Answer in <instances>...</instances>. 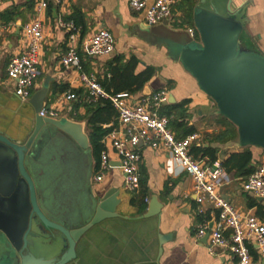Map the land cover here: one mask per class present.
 <instances>
[{
	"label": "crops",
	"instance_id": "obj_1",
	"mask_svg": "<svg viewBox=\"0 0 264 264\" xmlns=\"http://www.w3.org/2000/svg\"><path fill=\"white\" fill-rule=\"evenodd\" d=\"M181 2L175 0L171 20L159 24H165L169 30H194L193 22L192 25L187 23L178 9ZM195 3L197 7L199 0H195ZM34 6L35 0H0V133L17 141L23 140L31 130L33 112L28 103H22L14 95V83L8 80L6 68L10 59L24 48L21 28L35 18ZM234 8L240 11L237 19L244 27L240 35V49L264 56V0H234ZM218 9L226 13L225 2ZM39 19L43 25L44 40L38 57L39 75L33 93L47 85L46 106L69 90L81 100L85 95L76 82L77 71L60 64L61 57L67 52L68 33L57 23L59 19L71 21L80 28L76 47L83 72L94 74L98 82L108 73V63L115 56H121L125 61L135 57L140 61L139 71L146 66L154 68L153 77L143 89L130 94L132 101L167 91L168 100L172 96L173 101H167L159 113L164 108L170 111L172 121L169 127L174 136L193 129V134L199 135V139L191 149H215L216 159L213 162L208 163L207 158H202V161L211 173L218 170L225 175L226 180L218 188V194L240 213L251 214L264 221V202H258L254 195L242 191V183L247 178L227 173L222 166L230 154L248 148L252 154V164L257 168L264 165V150L253 146L241 147L238 134L236 140L230 143L215 141L216 136L227 128L226 122L213 100L199 90L195 79L173 58L172 49L177 51L180 48L178 37L169 38L168 42L161 39L162 32H151L155 26H146L144 14L133 12L129 8V0H62L61 5L50 3ZM102 28L113 38L114 54L90 57L85 51V42ZM63 88L67 90L62 93ZM75 104L69 103L60 109V117L80 122L76 118L84 116L86 109L81 105L76 110ZM179 105L183 106L172 109ZM177 125L180 126L179 130L173 128ZM110 126L112 123L102 125V128ZM116 126L115 119L114 128ZM102 143L113 168L101 182H95L93 161L92 190L96 196H102L112 188L118 190V217L106 219L90 228L76 244V257L68 264H235L229 251L215 249L214 254H210L209 238L203 242L204 237H197L203 221H207L210 228L215 227L219 211L208 202L197 204L191 178L166 152L140 145V187L137 193L132 194L123 189L118 157L106 137ZM153 198L161 204L158 216L138 219L147 211ZM142 203L147 205L144 212H141ZM249 243L254 264H264L255 243Z\"/></svg>",
	"mask_w": 264,
	"mask_h": 264
},
{
	"label": "water",
	"instance_id": "obj_2",
	"mask_svg": "<svg viewBox=\"0 0 264 264\" xmlns=\"http://www.w3.org/2000/svg\"><path fill=\"white\" fill-rule=\"evenodd\" d=\"M207 1L225 2V15L214 5L201 7ZM238 14L234 0H199L192 17L198 41L180 46L173 58L236 127L239 145L264 150V56L240 49L244 27ZM47 94V85L32 94L31 130L23 140L0 133V264H68L90 228L118 217L117 189L93 193L85 123L40 117ZM160 209L153 198L138 219L158 216ZM59 243L51 259L33 254L54 253Z\"/></svg>",
	"mask_w": 264,
	"mask_h": 264
},
{
	"label": "built area",
	"instance_id": "obj_3",
	"mask_svg": "<svg viewBox=\"0 0 264 264\" xmlns=\"http://www.w3.org/2000/svg\"><path fill=\"white\" fill-rule=\"evenodd\" d=\"M174 2L175 0H129V8L133 12L144 14L145 25L153 27L171 20ZM50 3L61 5L62 0H35V18L23 24L21 28L24 48L10 59L6 68L8 80L14 83V95L22 103L29 102L36 86L39 75L38 57L44 40L43 25L39 16ZM57 24L68 33L67 52L61 57L60 64L66 69L77 71L76 82L85 92L82 101L92 105L109 101L117 113V126L106 139L118 157L124 191L132 194L139 191L140 143L152 150L164 151L178 164L181 171L191 178L197 204L208 202L219 211L214 228H210L208 222L203 221L197 231L198 238L209 234L210 254H214L215 249L229 251L235 264H254L249 246V242L253 241L260 257L264 259V221L251 214L240 213L218 194V188L226 180L225 175L218 170L211 173L203 161L197 160L191 153V148L198 141L199 135L191 134L183 139L174 136L169 127L171 118L159 113L161 107L168 101L167 91L162 90L143 96L136 102L132 101L131 95L127 92L119 94L106 92L94 74L83 72L76 47L80 28L73 22L62 19H59ZM188 33L191 38H195V30L188 29ZM85 51L90 57L112 56L114 41L111 34L106 29H98L85 42ZM77 101V95L69 90L49 106L44 104L39 116L58 119L60 109ZM112 168L109 154L103 150L94 171V181L101 182ZM241 187L243 192L264 199V165L258 166ZM201 213L199 210V214Z\"/></svg>",
	"mask_w": 264,
	"mask_h": 264
},
{
	"label": "trees",
	"instance_id": "obj_4",
	"mask_svg": "<svg viewBox=\"0 0 264 264\" xmlns=\"http://www.w3.org/2000/svg\"><path fill=\"white\" fill-rule=\"evenodd\" d=\"M196 8L195 0H182L178 9L183 13V17L187 23L192 25V17ZM71 20V19H69ZM77 24V22H75ZM197 35V33H196ZM140 61L135 57H131L128 60H124L121 56H115L108 63V75H104L103 80L99 81L103 89L110 94H119L127 92L129 94H135L140 92L143 87L153 77L155 70L151 67H144L142 70H138ZM67 88H63L61 92H65ZM83 103L81 97L75 104L77 110L81 105H84L86 112L84 116H77V121H84L86 125L87 134L90 142V150L94 161V171L96 170L100 154L104 150V144L102 140L113 130L115 126V119L117 117L116 111L113 109L109 101H101L97 104H80ZM183 105L173 106L172 109L181 108ZM168 109H171L168 108ZM162 116L171 118L170 111H166V108L160 113ZM227 128L224 132L216 136L215 141L220 144L230 143L236 140L237 130L235 126L226 120ZM172 121V120H171ZM170 121V123H171ZM112 123V126L102 128V125H108ZM170 125V124H169ZM171 127V125H170ZM173 127V126H172ZM179 125L173 128L179 130ZM194 133L193 129L184 130L180 135H176L177 139H183L188 135ZM192 155L197 160L207 158L208 163L213 162L216 157V150L210 148H194L191 149ZM222 166L227 173H234L236 177L248 178L255 172L256 167L252 164V154L248 148H243L241 152L230 154L223 162ZM147 205L141 204V212L146 210Z\"/></svg>",
	"mask_w": 264,
	"mask_h": 264
},
{
	"label": "rangeland",
	"instance_id": "obj_5",
	"mask_svg": "<svg viewBox=\"0 0 264 264\" xmlns=\"http://www.w3.org/2000/svg\"><path fill=\"white\" fill-rule=\"evenodd\" d=\"M219 4H222V3L217 2V1L212 2V5L216 6V10L221 15L224 16L225 13L223 11H220V9H218ZM212 5L209 1H207L204 4H201V7L208 9V10H213L214 8H212ZM192 28H194V26ZM170 30L168 29V27L165 24H159V25L155 26L151 32H158V31L162 32L161 39H165L168 42H169V38L175 39L176 37H178L180 39V42H181L180 46H182L183 44H185L187 42H192L193 40L198 41V35H196L195 38L193 39V38H191L190 34L188 33V30H171V31ZM194 30H195V28H194ZM171 52L175 55L177 51L172 49ZM63 118H66V117L63 116ZM85 132L87 134L86 130H85ZM91 176H93V172H92ZM48 241H50V240H48ZM60 250H61V244L59 243L56 246L55 252L51 253L52 255H50L49 253H45L46 251H44V249H42V250L39 249V250L33 251V254L35 257H44L46 259H51V258L55 257L56 255H58Z\"/></svg>",
	"mask_w": 264,
	"mask_h": 264
}]
</instances>
